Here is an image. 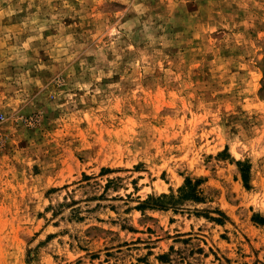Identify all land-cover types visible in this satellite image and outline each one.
<instances>
[{"label": "rangeland", "instance_id": "rangeland-1", "mask_svg": "<svg viewBox=\"0 0 264 264\" xmlns=\"http://www.w3.org/2000/svg\"><path fill=\"white\" fill-rule=\"evenodd\" d=\"M0 115V264H264V0H0Z\"/></svg>", "mask_w": 264, "mask_h": 264}, {"label": "trees", "instance_id": "trees-1", "mask_svg": "<svg viewBox=\"0 0 264 264\" xmlns=\"http://www.w3.org/2000/svg\"><path fill=\"white\" fill-rule=\"evenodd\" d=\"M243 181L245 182L244 177H243ZM195 183H197V182L192 183L191 179L185 178L184 186L181 189H179L180 196H182V195L186 196L187 194H189L191 192V194H192L191 197L193 199H197L198 200V197L196 196L197 192H195L196 191L195 190ZM213 221H217V219H213ZM260 221H261L260 222L261 224H264V219H262Z\"/></svg>", "mask_w": 264, "mask_h": 264}, {"label": "built area", "instance_id": "built-area-1", "mask_svg": "<svg viewBox=\"0 0 264 264\" xmlns=\"http://www.w3.org/2000/svg\"><path fill=\"white\" fill-rule=\"evenodd\" d=\"M0 119H2V116L0 115Z\"/></svg>", "mask_w": 264, "mask_h": 264}]
</instances>
